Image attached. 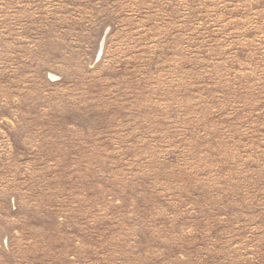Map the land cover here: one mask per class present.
Segmentation results:
<instances>
[{"label": "rangeland", "instance_id": "1", "mask_svg": "<svg viewBox=\"0 0 264 264\" xmlns=\"http://www.w3.org/2000/svg\"><path fill=\"white\" fill-rule=\"evenodd\" d=\"M0 264H264V0H0Z\"/></svg>", "mask_w": 264, "mask_h": 264}]
</instances>
